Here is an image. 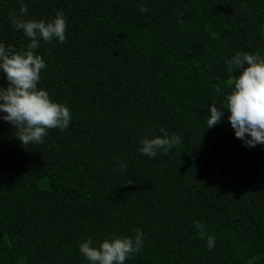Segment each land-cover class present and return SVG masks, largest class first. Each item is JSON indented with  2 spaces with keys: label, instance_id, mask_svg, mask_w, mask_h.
<instances>
[{
  "label": "trees",
  "instance_id": "1",
  "mask_svg": "<svg viewBox=\"0 0 264 264\" xmlns=\"http://www.w3.org/2000/svg\"><path fill=\"white\" fill-rule=\"evenodd\" d=\"M21 5L23 19L67 18V39L36 54L39 87L72 120L25 146L0 120V264H88V236L136 229L143 245L125 264H264V144L246 147L226 110L207 129L243 71L227 61L264 55V0H0V42L16 51L30 42L12 24ZM161 129L179 143L140 153Z\"/></svg>",
  "mask_w": 264,
  "mask_h": 264
},
{
  "label": "clouds",
  "instance_id": "2",
  "mask_svg": "<svg viewBox=\"0 0 264 264\" xmlns=\"http://www.w3.org/2000/svg\"><path fill=\"white\" fill-rule=\"evenodd\" d=\"M147 9L141 7L140 11ZM28 9L21 5L19 14L12 15V24L22 31L30 42L22 51L0 42V73L5 75L7 87L0 85V120L16 127V135L25 146L29 143H42L48 130L59 128L66 130L71 123L72 114L68 105L52 98L50 92L39 87L41 70L47 63L41 55L36 54L41 41L44 43L67 39V18L57 12L50 19H23ZM247 64V67H244ZM227 71L232 75L243 68L239 77L229 81L231 91L227 93L224 105H209L207 129L222 122L225 110L227 119L235 131V136L242 140L246 147L264 144V55L248 52H237L227 61ZM162 135L140 140L139 152L155 158L158 153L167 154L179 143V137L169 135L161 129ZM121 169L127 167L120 161ZM201 239H206L209 250L215 246L216 237L207 232L205 225L195 222ZM144 233L136 229L133 236L109 234L97 246L88 236L79 244L80 252L88 264H125L143 245Z\"/></svg>",
  "mask_w": 264,
  "mask_h": 264
}]
</instances>
